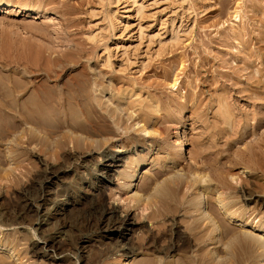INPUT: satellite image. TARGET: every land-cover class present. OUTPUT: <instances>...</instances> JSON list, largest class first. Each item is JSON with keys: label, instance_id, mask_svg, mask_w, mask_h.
<instances>
[{"label": "rangeland", "instance_id": "374dc122", "mask_svg": "<svg viewBox=\"0 0 264 264\" xmlns=\"http://www.w3.org/2000/svg\"><path fill=\"white\" fill-rule=\"evenodd\" d=\"M9 1L22 5L21 8L29 5L47 10L42 16H25L24 11H8L9 8L0 6V264H122V260L130 264H256L252 260L257 261L258 253H261L259 250L264 246L260 238L263 232L256 231L254 227L264 221V206L259 205L260 200L264 199V178L259 170L251 173L248 168L243 169L242 164L236 163L237 159L230 155L234 147L240 148L245 143L247 147L243 150L248 151L251 145L264 136V120L255 126L257 118L264 115V85H261V82L264 84V0H253L255 5L251 4L252 0ZM4 2L0 0V5ZM238 32L241 36L236 35ZM94 71L100 74L101 81L104 79L102 82L108 84L113 81L114 92L119 86L124 90L126 85L132 88L133 80L134 87L130 91L141 90V94L134 93L136 97L131 91L119 104L121 108L126 105L123 107L126 110L121 114V119L124 117L123 123L120 119L119 122L108 120L111 126L107 125L106 128L100 123L101 115L93 113L92 105L96 101L92 98L95 91L91 88H94L91 75ZM130 79L133 80L129 82ZM252 81L257 83L253 86ZM23 83H26L24 88ZM200 92L204 93L203 96ZM110 94L106 91L101 97L105 100ZM159 95L164 100L168 96L173 101L178 100L174 104H184V110L178 113V107L173 105L174 111L168 113H176L172 118L153 99ZM147 96L151 99L149 102L154 104L152 109L143 106L148 103ZM130 97L142 99L143 102L138 99L135 101L137 107L142 102L140 106L149 112L156 110L152 113L155 118L150 117L152 120L147 127V131L151 128L150 133L135 132L137 128H134L136 125L133 118L128 119V106L131 104L123 103H130ZM143 98L147 99L146 103ZM200 99H203L202 102ZM184 101L189 102L187 104ZM198 104L200 107L197 106V109L195 105ZM219 106H226L228 110L223 108L222 111ZM193 108L196 114L187 118ZM138 121L143 126V120ZM140 124L137 126L140 127ZM185 128L190 138L182 142ZM131 135L135 136L136 143L146 149L130 154L129 160L118 168L113 182L100 191L103 183L100 175L103 157L100 153L107 149L125 152L127 147L134 144L126 141L134 140ZM143 136L147 138L146 143L142 142ZM155 139L158 141L155 142ZM123 142L127 146L121 147ZM180 145L183 146V152L174 158ZM229 147H232L231 152ZM173 154V157L170 156ZM144 155H147V161L133 172L131 186L124 187L126 179L123 175L131 170L128 165L130 159L142 160ZM155 155L163 159L162 162L170 156L171 162L162 163L158 157L161 162L158 163ZM161 164L166 169H162ZM151 166V175H146L145 170ZM153 171H160V176L152 178L145 191L140 184L151 178ZM179 175L186 180L178 195L181 203L177 204L181 208L171 203L173 198L170 195L168 197V192L165 194L170 203L164 196L153 197L157 191L161 195L162 188L167 184L174 185L175 182H171L172 185L169 182L174 179L176 181ZM194 179L198 185L192 183ZM158 180L162 181L158 185L165 186L157 187L158 182L155 184V181ZM98 186L99 190H96ZM168 186L163 189L167 191ZM151 187H157L156 192ZM243 187L258 196L251 200L242 199ZM197 191L207 205L206 211L201 212H207L205 217L211 214L208 219L202 217L198 207L194 206L193 201L196 203L199 199L194 197L196 201L193 200ZM135 192L142 194L141 198L138 196L139 202L133 199ZM182 192L185 199L179 198L183 197ZM186 198L189 201L192 198L193 206L191 201L186 202ZM150 199L151 203L154 200V207ZM157 199L166 200L176 212L173 207V211H170L172 209L165 201L161 204L155 201ZM56 201L64 203L61 204L64 209L59 210L61 206L55 207L58 206ZM156 202L161 205L157 206ZM226 203L232 205L230 210L234 214L241 210L240 214L245 212L244 217L247 219L243 222L231 218L229 211L225 212ZM111 204L117 206L122 214L127 210L136 213L135 218L139 223L133 230H127L125 237H119L118 234H114V238L104 237L99 221L101 210ZM46 208L52 217L48 225L39 223L45 218ZM159 209L168 212H160ZM158 210L160 213L156 214ZM153 211L155 213L152 214ZM149 214H156L157 217L153 218ZM211 217L216 220L221 233L217 243L212 241L208 232L209 237H201L207 236L206 232L200 230L199 224L197 228L200 222L208 231ZM201 218L204 222L200 221ZM196 219L199 222L192 224V220ZM193 225H196V229ZM226 225L230 226V232L225 233ZM198 229L201 235H198ZM232 234L236 236L234 240L237 239V243L242 241L238 243L239 246L236 241L233 246L229 243H234L230 239L233 238ZM237 235L242 236L240 238ZM244 237L249 243L243 241ZM250 240L256 245L253 243L251 247ZM38 241L40 244L48 242L42 250L48 254L47 257L36 255L32 250V245ZM243 242L248 245L246 249L253 248L248 249L253 253L242 248L244 244L240 243ZM125 247L131 252L123 254ZM239 247L241 251L234 252ZM205 250L208 255L203 253ZM231 250L238 253L235 262ZM245 251L247 255L243 258L254 259L250 261L248 258L244 262L242 255ZM200 253L205 255L203 261ZM255 253L257 256L254 257Z\"/></svg>", "mask_w": 264, "mask_h": 264}, {"label": "bare ground", "instance_id": "6f19581e", "mask_svg": "<svg viewBox=\"0 0 264 264\" xmlns=\"http://www.w3.org/2000/svg\"><path fill=\"white\" fill-rule=\"evenodd\" d=\"M111 2H112V0H110ZM254 2H255V0H254ZM254 2H253V0H252V3L251 4H253V5H255L254 4ZM1 4V3H0ZM0 6H4V7H6L7 9H8V11H17V9H18V12H22V11H24V15L25 16H28V15H36L37 17L38 16H42L44 13H45V10H47L46 8H44V10H43V7H42V9L40 8V7H31V6H29V5H27V6H25L24 5V7H22L21 8V6L22 5H20V6H18L17 4H15V3H11V1H6L5 0V2L2 4V5H0ZM1 9V8H0ZM262 22V21H261ZM263 25V27H264V24H262ZM261 29H262V27H261ZM264 29V28H263ZM262 29V30H263ZM235 31V30H234ZM249 31V30H248ZM264 31V30H263ZM239 33V32H238ZM246 33V32H245ZM245 33H242V34H245ZM236 34V33H235ZM246 34H248V32L246 33ZM250 34V33H249ZM263 35H264V33H262ZM236 35H240V33L239 34H236ZM241 36V35H240ZM260 36H262V35H260ZM264 37V36H263ZM236 38V37H235ZM242 38H243V36H242ZM249 38H250V36H249ZM237 39H240V37H238ZM244 40V39H243ZM242 40V41H243ZM263 40H264V38H263ZM263 40L262 39H260V41H262L263 42ZM227 41V40H226ZM246 41V40H245ZM248 41V40H247ZM249 42H250V40H249ZM249 42H247V43H249ZM239 43H240V41H239ZM243 43V42H242ZM241 43V44H242ZM244 44V43H243ZM264 44V43H263ZM244 45H246V44H244ZM243 46V45H242ZM243 48H245V47H243ZM247 48V47H246ZM258 48H260V47H258ZM263 48V47H262ZM262 50V49H261ZM263 51V50H262ZM263 53V52H262ZM62 54H63V52H62ZM64 56V55H63ZM51 58V57H50ZM246 59V58H245ZM263 59H264V57H263ZM245 61V60H244ZM247 61V60H246ZM245 63V62H244ZM106 64H108V63H106ZM246 64V63H245ZM93 67V66H92ZM264 67V66H263ZM94 68V67H93ZM97 68V67H96ZM264 69V68H263ZM99 70V69H98ZM91 73V72H90ZM260 73H262V70H260ZM263 73H264V71H263ZM263 73H262V77L264 76L263 75ZM225 74V73H224ZM226 74H228V73H226ZM225 74V75H226ZM88 75V74H87ZM230 76H231V74H229ZM229 75H227V76H229ZM90 76V75H89ZM100 74H98L96 71H94V72H92V75H91V77L93 78V82L91 83L92 85H94V88L91 86V88L95 91V93H93V94H95L94 95V97H92L94 100L93 101H96V103H94L93 105H92V110H93V113H96V114H99V115H101V122L100 123H102V124H104L105 126H106V128H108L107 127V125H109V126H111L108 122L110 121V120H114V121H120L121 120V122L123 123L124 121H123V118L124 117H122V119H121V114H123L124 112H123V110L125 111L126 109L124 108L123 109V107H125V106H123L122 105V108H121V106L119 105V104H122L121 103V101L122 100H125V99H123L126 95H128L131 91L133 92V94L134 93H139V92H141V90H139V92H135L136 90H131L130 91V88L128 87V86H130V85H126L127 83V81H128V79H126L125 81V85L126 86H124V88H125V90L123 89V88H120V86L119 85H117V86H119V87H117V88H119L118 90L117 89H115L116 91L114 92V86H113V81H112V83L110 82H108V84H107V82H105L107 85H105L104 84V82H102L104 79H102V81L100 80ZM253 76V75H252ZM108 77V76H107ZM113 77V76H112ZM256 77V78H255ZM254 78L255 79H257V76H255ZM259 77V76H258ZM261 77V76H260ZM261 77V78H262ZM101 78H102V75H101ZM111 78V77H110ZM250 78H252L251 76H250ZM112 79V78H111ZM254 79V80H255ZM113 80V79H112ZM114 80H116V78L114 79ZM121 80V79H120ZM133 80V79H132ZM131 79L129 80V82L130 81H132ZM259 80V79H258ZM261 80V79H260ZM80 81V80H79ZM78 81V82H79ZM91 81V80H90ZM107 81H108V79H107ZM110 81V80H109ZM118 81H119V78H118ZM217 81H219V80H217ZM264 81V80H263ZM12 82H14V81H12ZM19 82V81H18ZM27 82V81H26ZM77 82V83H78ZM115 82V81H114ZM122 82H123V80H122ZM128 82V83H129ZM134 82V80L132 81V83ZM253 82V81H252ZM251 82V83H252ZM21 83H22V81H21ZM40 83V82H39ZM131 83V85L134 87V85ZM254 83H257V81L256 82H253L252 83V85L254 84ZM258 83H260L259 81H258ZM16 84V83H15ZM14 84V85H15ZM24 84V83H23ZM26 84V83H25ZM25 84H24V86H23V88L24 87H26L25 86ZM36 84L37 83H35L34 85L36 86ZM41 84V83H40ZM85 84V83H84ZM110 84H112V88H110L109 89V85ZM119 84V83H118ZM130 84V83H129ZM18 86H21L19 83L17 84ZM33 85V86H34ZM115 85H116V82H115ZM121 86H122V84H120ZM249 85V84H248ZM260 85V84H259ZM261 85H264L262 82H261ZM16 86V85H15ZM29 86V85H28ZM38 86V85H37ZM36 86V87H37ZM250 86V85H249ZM248 86V87H249ZM254 86V85H253ZM256 86V85H255ZM30 87V86H29ZM28 87V88H29ZM128 87V88H127ZM132 87V88H133ZM247 87V86H246ZM247 87V88H248ZM257 87H258V85H257ZM12 88V87H11ZM23 88H20V89H23ZM31 88V87H30ZM131 88V89H132ZM260 88V87H259ZM14 89V88H13ZM127 89V90H126ZM135 89V88H134ZM138 89H139V87H138ZM203 89V88H202ZM243 89V88H242ZM244 89H246V88H244ZM249 89V88H248ZM111 90V91H110ZM225 90V89H224ZM247 90V89H246ZM250 90H252L253 91V89H251L250 88ZM255 90V89H254ZM15 91V90H14ZM18 91V90H17ZM90 91H92V90H90ZM110 92L111 94L107 97V98H105V100H103V98L101 97V94H103L104 92ZM189 91H191V90H189ZM189 91H188V93H189ZM202 91V90H201ZM13 92V91H12ZM19 92V91H18ZM18 92H16V93H18ZM21 92V91H20ZM131 92V93H132ZM223 92V91H222ZM249 91H247V93H248ZM257 92V94H259V91H256ZM262 93H263V91H261ZM14 93V92H13ZM90 93V92H89ZM101 93V94H100ZM198 93V92H197ZM197 93H193L194 95H196ZM226 93L227 92H225V95H226ZM18 94H20V93H18ZM36 94V93H35ZM91 94V93H90ZM132 94V96H134ZM139 94H141V93H139ZM147 94H148V92H147ZM199 94H204V93H199ZM248 94H251V92L250 93H248ZM8 95V94H7ZM21 95V94H20ZM41 95V94H40ZM150 95V94H149ZM187 95V94H186ZM222 95V94H221ZM220 95V96H221ZM224 95V96H225ZM34 96H36V95H34ZM42 96V95H41ZM43 96H45V95H43ZM129 96V95H128ZM140 95H138V97H139ZM192 96V95H191ZM190 96V97H191ZM197 96H198V94H197ZM203 96V95H202ZM200 97V98H203V97ZM227 96V95H226ZM261 96V95H260ZM262 96H264L263 94H262ZM16 97V96H15ZM49 97V96H48ZM135 97H136V95H135ZM138 97L137 98H135V99H132L131 97V101H130V103H128V102H123L124 104H131L130 106H128L130 109H129V111H130V116L128 117V119H130V118H133V120L132 121H134V124L136 125L135 127L133 126L134 124H133V122L131 123V124H133V125H129L130 127H134V128H137L136 130H135V132H140V131H144L145 133L146 132H148L149 131V133H150V130H151V128H150V130H148L147 131V127H148V125L150 124V120H152L150 117L152 116V113L154 114V110H150V112H149V110H147V109H144L143 107H141L140 105L141 104H143L142 102V99L140 100V99H138ZM156 96H154V98L153 99H156L157 100V102H158V107H162V109H164V111H168L167 112V114L168 113H170L169 111H174V106L173 105H175V106H177L178 107V110H177V107H176V110H177V112L179 113V112H182L183 110H184V107H183V105H182V101L181 100H179V102H181V105L182 106H180L178 103H176V104H174L175 102H177V101H173L172 99H171V97L170 96H168L169 98L168 99H162L161 98V96L159 95V97L157 96V98H155ZM187 97V96H186ZM185 97V98H186ZM195 97V96H194ZM218 97V96H217ZM222 97V96H221ZM34 98H36V97H34ZM47 98V97H46ZM101 98H102V100H101ZM147 98H148V96H147ZM165 98H167V97H165ZM204 98H205V96H204ZM203 98V99H204ZM224 98V97H223ZM262 98H264V97H262ZM31 99V98H30ZM39 99V98H38ZM43 99V98H42ZM137 99H138V101H142V102H139V103H141L138 107H137V102H135V101H137ZM174 100L176 99V98H173ZM188 99V98H187ZM186 99V100H187ZM203 99H200L201 100V102H202V100ZM206 99H208V98H206ZM218 99H219V97H218ZM226 99V98H225ZM15 100H16V98H15ZM116 100V101H115ZM127 100V99H126ZM143 100H145L144 102L146 103L147 101H148V103H146V104H143V106L145 105V108L147 107L148 109H152L153 107H152V105L154 106V104H152V102L150 103L149 101L151 100H149V98H148V100L147 99H144L143 98ZM147 100V101H146ZM197 100H198V97H197ZM211 100V99H210ZM223 100V99H222ZM91 101H92V99H91ZM92 101V102H93ZM154 101V100H153ZM189 101H192L191 99H189ZM189 101H187V102H189ZM212 101V100H211ZM225 101V100H224ZM116 102V103H115ZM156 102V101H155ZM184 102H186V101H184ZM183 102V103H184ZM186 102V103H187ZM194 102V101H193ZM201 102H200V104H201ZM205 102H206V100H205ZM227 102V101H226ZM192 103V102H191ZM197 103H199V102H196V104ZM220 103V102H219ZM137 104V105H136ZM188 104V103H187ZM200 104H198V105H195L196 107L197 106H199L200 107ZM204 104V103H203ZM201 105L202 107L204 106V105H206V104H204V105ZM156 105V106H157ZM194 105V104H193ZM193 105H192V107H193ZM219 105V104H218ZM222 105H224L223 103H222ZM221 105V106H222ZM186 106H188L189 107V105H186ZM210 106H211V104H210ZM227 106H229V105H227ZM91 107V106H90ZM152 107V108H151ZM190 107H191V105H190ZM201 107V108H202ZM205 107V106H204ZM203 107V108H204ZM220 107V106H219ZM226 107V106H225ZM225 107H223L224 109H225ZM185 108H187V107H185ZM206 108V107H205ZM221 108V107H220ZM223 108H221L222 109V111L224 110ZM231 108V107H230ZM156 109H159V108H156ZM162 109H160V110H162ZM197 109H198V107H197ZM200 109V108H199ZM210 109V108H209ZM195 108H193V110H191V114L189 115V117H187V118H190V116L192 115L193 116V114H196V112H195ZM206 110V109H205ZM225 110H228V107H227V109H225ZM232 110V109H231ZM129 111H127L128 113H129ZM152 111V112H151ZM156 111V110H155ZM198 112H199V110H197ZM229 111H230V109H229ZM103 112V113H102ZM123 112V113H122ZM197 112V113H198ZM201 112H202V109H201ZM205 113H206V111H204ZM225 112V111H224ZM92 113V114H93ZM165 113V112H164ZM200 113V112H199ZM218 113V112H217ZM221 114H222V112H220ZM232 113V112H231ZM103 114V115H102ZM126 114V113H125ZM174 114H176L175 112H173V114L171 115H169V116H171L172 118H173V115ZM202 114H203V112H202ZM214 114V113H213ZM216 114V113H215ZM233 114V113H232ZM232 114H231V116H232ZM99 115H98V117H99ZM200 114H198L197 115V117L199 116ZM204 116L206 115V114H203ZM96 116V115H95ZM168 116V117H169ZM175 116H178V114L177 115H175ZM202 116V115H201ZM221 116V115H220ZM225 116H226V114H225ZM94 116H92L91 118H93ZM153 117V116H152ZM163 117H164V115H163ZM196 117V116H195ZM218 117H219V114H218ZM218 117H214V118H218ZM222 117V116H221ZM220 117V118H221ZM227 117H228V114H227ZM97 118V117H96ZM138 118V119H137ZM143 120V126H141L142 125V123L140 124V122L141 121H138V120ZM153 118H155V116L153 117ZM160 118H162L161 116H160ZM175 118V117H174ZM223 118V117H222ZM232 118V117H231ZM230 118V119H231ZM94 119H95V117H94ZM98 119V118H97ZM120 119V120H119ZM176 119V118H175ZM181 119V118H180ZM192 119H194V118H192ZM191 119V120H192ZM196 119V118H195ZM199 119H201V118H199ZM206 119V118H205ZM225 119V118H224ZM227 119H229V117L227 118ZM109 120V121H108ZM112 120V121H113ZM154 120V119H153ZM166 120V119H165ZM170 120V119H169ZM203 120V119H202ZM220 120V119H219ZM264 120V115H262V116H259L258 118H257V124L255 125V126H257L261 121H263ZM95 121V120H94ZM108 121V122H107ZM112 121H110V122H112ZM164 121V120H163ZM182 121V120H181ZM180 121V122H181ZM193 121H195V120H193ZM199 121H201V120H199ZM207 121H208V119H207ZM215 121V120H214ZM218 121V120H217ZM118 122H116V123H118ZM151 122H154V121H151ZM160 122V121H159ZM168 122H170V121H168ZM172 122V121H171ZM174 122V121H173ZM178 122H179V119H178ZM196 122H197V120H196ZM203 122V121H202ZM222 122H223V119H222ZM221 122V123H222ZM228 122H229V120H228ZM239 122V121H238ZM241 122V121H240ZM92 123V122H91ZM96 123H98V122H96ZM115 123V122H114ZM121 123V124H122ZM161 123V122H160ZM177 123V122H176ZM216 123V122H215ZM225 123V122H224ZM93 124V123H92ZM102 124H100L102 127H104ZM140 124V127H138L137 125H139ZM158 124V123H157ZM179 124V123H178ZM205 124H207V122L205 123ZM212 124H213V122H212ZM96 125V124H95ZM99 125V124H98ZM176 125V124H175ZM185 125V124H184ZM192 125V124H191ZM216 125V124H215ZM97 126V125H96ZM128 126V125H127ZM150 126H152V125H150ZM154 126V125H153ZM206 126V125H205ZM205 126H204V129H205ZM94 127V126H93ZM97 127H100V126H97ZM177 127H179V125L177 126ZM211 127H212V125H211ZM95 128V127H94ZM101 128V127H100ZM105 128V127H104ZM129 128V127H128ZM133 128V129H134ZM153 129V128H152ZM209 130H210V128H208ZM225 129V128H224ZM103 130H106V129H103ZM152 131V130H151ZM237 131V130H236ZM153 132H154V130H153ZM148 133V134H149ZM209 134H210V132H208ZM131 134V133H130ZM147 134V133H146ZM153 134V133H152ZM189 133H188V131H187V129L185 128L184 129V131H183V136H184V138L182 137V142L183 141H188V137H189V135H188ZM244 134V131L241 133V135H243ZM135 135V134H134ZM134 135H131L130 137H131V139H133L134 138V140H130V139H126V141L127 140H129V142L131 141V142H133L134 144L132 145V146H129V147H127L126 148V150H125V152H123V150H114V151H109L108 149L107 150H104V151H102L100 154L102 155V161H101V172H100V175L102 176V178H103V183H101V185H100V191H103V188H105L106 187V185L107 184H109V183H112L113 182V179H114V177H115V173L118 171V168L119 167H121V166H123L124 164H125V162L127 161V160H129V155L130 154H132V153H137V152H142V151H144L145 149H146V147L145 146H143V145H140L139 143H136L135 141V136ZM208 135V134H207ZM236 135H237V132H236ZM210 136V135H209ZM128 137V136H127ZM152 137V136H151ZM138 138V137H137ZM141 138H143L144 139V136L143 137H141ZM158 138V137H157ZM160 138V137H159ZM190 138V137H189ZM233 138V137H232ZM145 139H147V138H145ZM145 139L144 140H142V142L143 141H145ZM149 139V138H148ZM153 139V138H152ZM164 139V138H163ZM140 140V139H139ZM190 140V139H189ZM238 141L240 140V139H237ZM125 141V142H126ZM149 141V140H148ZM147 141V142H148ZM151 141V140H150ZM156 141H158V140H156L155 139V142ZM160 141H162V139L160 140ZM125 142H123V144L122 145H120L121 147H125V146H127L126 144L127 143H129V142H126V144H125ZM137 142H139V141H137ZM154 141H152V143H153ZM154 142V143H155ZM181 142V141H180ZM181 142V144H183ZM235 142V141H234ZM144 143H146V141L144 142ZM153 143V144H154ZM161 143V142H160ZM164 142H162V144H163ZM244 143V142H243ZM145 145V144H144ZM157 145H160V144H157ZM164 145V144H163ZM166 145V144H165ZM242 145V144H241ZM167 146V145H166ZM245 146L247 147V144L245 143L244 144V146H242V147H240V148H238L239 146H237V149L235 150L234 148H233V153H232V155H230V157L231 156H233V157H231V158H236L237 159V161L235 160V159H233V160H235L236 161V163H238V164H242V168L243 169H245V168H248V172H251V173H253L254 171H256V170H259V173H261V175H262V177L264 178V136L262 135V137L255 143V144H253V145H251V147L250 148H248L249 150L247 151V150H243V149H245ZM164 147V146H163ZM162 148V147H161ZM161 148H159V149H161ZM166 149V148H165ZM168 149H170V147L168 148ZM175 149V148H174ZM229 149H230V147H229ZM231 149H232V147H231ZM231 149L229 150V152H231ZM162 151H163V149H161ZM171 150V149H170ZM169 151V150H168ZM158 152V151H157ZM164 152V151H163ZM165 152H167V151H165ZM183 152V146L182 145H180L179 147H177V149H176V153H175V156H174V154L173 155H170V156H174V158H177L176 156H180L181 155V153ZM172 153V152H171ZM157 154V153H156ZM160 154V153H159ZM170 154V153H169ZM229 154V153H228ZM231 154V153H230ZM163 155V154H162ZM161 155V156H162ZM139 156H141V157H143V155H139ZM145 156V158H142V160L141 159H139V158H136V160H135V158H134V160L135 161H133V160H131L130 159V162H129V167L131 168V170L130 169H128V170H130L129 172L128 171H126V172H128V173H123L124 175V179H126V182H124V184H123V186L124 187H129V186H131V184H132V182L130 181V178H131V176H132V174H133V172L135 171L136 172V170H137V166H140V165H143V164H145V162L147 161V159H146V156L147 155H144ZM168 156V155H167ZM170 156H168L169 158H170ZM138 157V156H137ZM157 157V158H156ZM159 156H156L155 155V160H156V162L157 161H159V158H158ZM229 157V155H228V158H230ZM246 157V158H245ZM148 158V157H147ZM165 158V157H164ZM169 158H167V159H164V163H166V164H168V162L170 161L169 160ZM230 158V159H231ZM154 159V158H153ZM225 159H227V158H225ZM229 159V160H230ZM154 160V161H155ZM162 160L163 159H161L160 158V161L162 162ZM173 160V159H172ZM175 160V159H174ZM228 160V161H229ZM153 161V160H152ZM153 161V162H154ZM158 162V163H161V162ZM227 161V160H226ZM149 162V161H148ZM156 162H154V163H156ZM162 162V163H163ZM171 162V161H170ZM174 162V161H173ZM150 163V162H149ZM153 163V164H154ZM157 164V163H156ZM162 165V164H161ZM255 165V166H254ZM159 166H160V164H159ZM238 166H240V165H238ZM143 167V166H142ZM167 167V166H166ZM164 168V166L162 165V169ZM169 168V167H168ZM152 169V166L149 168V169H147V170H145V173H146V175H148L149 173H151V170ZM164 169H166V168H164ZM157 171V170H156ZM154 172V171H153ZM162 172V171H161ZM159 173H160V171H159ZM159 173H157V172H154L153 174H152V176H151V178H148V179H150V180H143V182L140 184L141 186V188H143V189H146V188H148V186H149V182H151V179L152 178H159L158 176H160V175H158ZM151 174H149V176H150ZM182 175H179L176 179V181H175V179H174V181H170L169 182V184L172 182H175V186L174 185H172V183H171V185L172 186H168V184L165 186V185H163L162 184V186L161 185H158L159 183L161 184L162 183V181L161 182H159V180L158 181H155V184H156V182H158L157 183V187H159V186H161V187H163V186H165V187H169V188H167L166 190L167 191H165L163 188H165V187H163L162 188V190H163V192H162V194L160 195V191H157L158 193H156L155 195H153V197L154 196H156L157 198H159L160 196L162 197V196H164L163 198H165L167 195V193L166 192H168V197L170 198V196L173 198H171L172 199V201L174 200V201H177L178 200V202H172L171 201V203L173 204V203H176V205L178 206L181 202H179V199H178V195H179V191L180 190H183V185H184V181H186L185 180V178H182L181 177ZM179 177H181L180 179H178ZM184 177V176H183ZM237 178H239V175L237 176ZM182 179H184V180H182ZM253 180V179H252ZM165 181V180H164ZM163 181V183H167V182H164ZM221 182H222V180H220ZM224 181H225V179H224ZM223 181V182H224ZM243 181V180H242ZM255 181V180H254ZM253 181V182H254ZM106 184H105V183ZM195 182H198V181H196L195 179H194V182H192V183H195ZM200 182V181H199ZM220 182V183H221ZM226 182V181H225ZM257 182V181H256ZM154 183V182H153ZM192 183H191V185H192ZM227 183V182H226ZM255 183V182H254ZM152 184V183H151ZM150 184V185H151ZM195 184H199V183H195ZM194 184V185H195ZM223 184V183H222ZM200 185H201V183H200ZM199 185V186H200ZM189 186H190V184H189ZM224 186V185H223ZM137 187H138V185H137ZM153 187V186H152ZM151 187V188H152ZM157 187H154V188H152V189H155V188H157ZM180 187L182 188V189H180ZM226 187V186H225ZM229 187V186H228ZM231 187V186H230ZM207 188H208V185H207ZM244 188H247V187H243L242 189H241V196H242V199H244V200H251V199H254L256 196H258V194H256L255 192H252L251 190L249 191V189L247 190V189H244ZM150 189V188H149ZM204 189H206V188H204ZM214 189V188H213ZM96 190H99V186H98V188H96ZM161 190V191H162ZM196 190H198V189H196ZM240 190V189H239ZM145 191H147V189L145 190ZM149 191V190H148ZM200 191V190H199ZM199 191H197L196 192V194L198 193H200ZM155 192H156V189H155ZM152 193H154V191L153 192H151V194ZM166 193V194H165ZM149 194V193H148ZM181 194V193H180ZM198 194H197V196L196 195H191V196H193V200H195L194 199V197L196 198V200L198 199V197H199V199L196 201V203L193 201V203L195 204L194 206H196V207H198V209L200 210V212L201 211H206V207H207V205H206V202L205 201H203V199H202V197H200V196H198ZM141 195L142 194H139L138 192H135L134 193V197L135 198H133V199H135V200H137L138 202H139V200H140V198H141ZM170 195V196H169ZM182 195H183V197L181 196V197H179V198H184V195L185 194H183V192H182ZM140 198H139V197ZM137 197V198H136ZM150 197H151V195H150ZM168 197H166L165 199H169ZM185 197H187V196H185ZM149 198V197H148ZM152 199V198H151ZM151 199H150V204L153 206V203H154V200L152 201V203H151ZM155 199V198H154ZM185 199V198H184ZM187 200H188V198H186ZM223 199H224V197H223ZM186 200V202H190L191 201V205L193 206V204H192V198L190 199V201L188 200L187 201ZM155 201H159V202H161V204H162V201H165V203H166V200H164V199H157V200H155ZM183 201V200H182ZM148 201H147V203H149ZM167 202H169V200L167 201ZM184 202V201H183ZM182 202V203H183ZM226 202H230V201H226ZM58 206H55V207H59V206H61V204H64V203H59V202H55ZM164 203V202H163ZM164 203V204H165ZM170 203V202H169ZM177 203H179V204H177ZM185 203V202H184ZM183 203V204H184ZM228 203H226L225 204V206L226 207H224V209H225V212H228L230 215H231V218H233L234 220H241V221H245V219H247V218H245L244 216L246 215H244V213H241V214H243V215H241L240 214V212H242V210L240 211V212H238V213H235L234 214V211H232V210H230L231 209V207H232V205L231 204H228ZM156 204H157V202H156ZM155 204V205H156ZM159 205H161L160 203H158ZM158 204H157V206H158ZM167 204V206H169L170 204H168V203H166ZM189 204V203H188ZM187 204V205H188ZM173 205H175V204H173ZM186 205V206H187ZM259 205H262V206H264V199H261L260 200V202H259ZM44 205H42V207H43ZM64 206V205H63ZM63 206H61V208H59V210H62V209H64V207ZM104 206V205H103ZM180 206V205H179ZM189 206H190V204H189ZM54 207V208H55ZM154 207V206H153ZM153 207H151V208H153ZM164 207V206H163ZM171 207H173V206H171L170 205V209H172ZM195 207V208H196ZM159 208H162V207H159ZM166 208H168V207H166ZM174 208V207H173ZM180 208H181V206H180ZM187 208V207H186ZM243 208H245V207H243ZM65 209L67 210L68 209V207H66L65 206ZM158 209V208H157ZM164 209H165V207H164ZM169 209V208H168ZM169 209V210H170ZM177 209H178V207H177ZM198 209H196V210H198ZM154 210V209H153ZM160 210V212L162 211L161 209H159ZM159 210L157 211V213L156 214H158V213H160L159 212ZM176 209L174 208V212H176L175 211ZM245 210H246V208H245ZM37 211V210H36ZM40 210H38L37 212H39ZM155 211H156V209H155ZM166 211V210H165ZM164 210L162 211V212H165ZM170 211H173V209L172 210H170ZM178 211H179V209H178ZM101 212H102V214H101V220H99V221H101V223L100 224H102L101 225V227H102V229H103V232H104V237H106V238H114L113 236H114V234H118V236L119 237H125V235H126V232H127V230H133V227L134 226H136L139 222L136 220V218H135V215H136V213H134L133 214V212L131 211V210H127V211H124V214H122V213H120V211H119V208L117 207V206H115L114 204H111V205H106V206H104L103 208H102V210H101ZM166 212H168V211H166ZM198 212V211H197ZM247 212V211H246ZM153 213H155L154 211L152 212V214ZM205 213H207V212H204V214H203V212H201L200 214H202V217H205L206 216V214ZM152 214H149V216L151 215V217H153V218H155L154 216H156V214H154L153 216H152ZM162 214H164V213H162ZM162 214H160V215H162ZM198 214L199 213H197V216H198ZM45 218H44V220L42 221V222H39L40 224H46L47 223V225H48V223H50V219L52 218L51 217V212L50 211H48L47 210V208L45 209ZM211 215V214H210ZM210 215L209 214H207V217H209L210 218ZM241 215V216H240ZM159 216V215H158ZM157 217V216H156ZM200 217H201V215H200ZM207 217H205L206 219H208ZM243 217H244V219H243ZM193 218H196V216L195 217H193ZM198 218H199V216H198ZM197 218V219H198ZM212 218V222L209 220V222H211V227H210V229H208V231L206 230L205 231V227L202 225L203 223H201L200 224V222L196 219V221L194 220H192V224H194L193 222H196L197 223V221L199 222V223H197V228H199V226H200V230L201 229H203L204 230V232H206V235L208 234V233H210V234H208V235H210V237H212L213 238V240L212 241H215V243H217L219 240H220V231H219V227H218V224H217V222H216V220L213 218V217H211ZM100 219V218H99ZM152 219V218H151ZM202 219V218H201ZM200 221H202V222H204L203 221V219L202 220H200ZM248 223V222H247ZM145 224V223H144ZM174 224V223H173ZM191 224V225H192ZM198 224H199V226H198ZM246 224V223H245ZM140 225V224H139ZM201 225H202V228H201ZM143 226V225H142ZM175 226V225H174ZM196 226V225H195ZM195 226L193 225V228H195ZM226 227H227V230H226V232L225 233H227V231L228 232H230V230H231V228H230V226H227L226 225ZM255 228H256V231H260V232H263V234H262V236H260V238L262 239L261 240V244L262 243H264V221L262 222H260V224H258V225H255L254 226ZM174 228V227H173ZM192 228V227H191ZM207 228H209V227H207ZM177 229V228H176ZM196 229V228H195ZM199 230V229H198ZM199 230V232L197 231V233H198V235H201V234H199L201 231H203V230H201L200 231ZM195 231V234H194V236L196 235V230H194ZM193 231V232H194ZM236 231V230H235ZM235 231H231V232H235ZM208 232V233H207ZM244 232H247V231H244ZM229 234V233H228ZM204 236V235H201V237L203 236V238H205V237H209V236ZM231 235V234H230ZM240 236H242V235H237V237H240ZM201 237H200V240H201ZM230 237V236H229ZM231 237H233V234H232V236ZM181 238V237H180ZM198 240H199V238L198 237H196ZM236 238V236L235 237H233V238H230L231 239V241H234V243H231V242H229L232 246H233V244L235 245V241L237 240H234ZM241 238V237H240ZM240 238H238V239H240ZM186 239V238H185ZM196 239V240H197ZM242 239H244L243 241L245 242H248L247 240H245L246 238L244 237V238H242ZM187 240V239H186ZM204 240V239H203ZM249 240V239H248ZM84 241H88V240H84ZM183 241V240H182ZM185 241V240H184ZM238 241V240H237ZM237 241H236V244H238L241 240H239V242L237 243ZM201 242H202V240H201ZM242 242V241H241ZM244 242L243 243H240V245H243L244 244ZM48 244V242H46V241H44V243L43 244H40V242L38 241V242H36V243H34L33 245H32V250L34 251V253L37 255V254H39V255H42L43 257H47L48 256V254L47 253H45V252H43L42 250L44 249V246H45V244ZM212 243V242H211ZM249 243V242H248ZM248 243H246V244H248ZM250 243H252V241L250 240ZM253 243H254V241H253ZM253 243L251 244V247H252V245H253ZM255 244V243H254ZM256 245V244H255ZM172 246V245H171ZM171 246H169V247H171ZM214 246V245H213ZM238 246H239V244H238ZM244 246V247H243ZM242 246V248H245V244ZM262 246V245H261ZM215 247H217V245L215 246ZM235 247H237V246H235ZM246 247H248V245L246 246ZM251 247H249V248H251ZM259 247H260V245H259ZM172 248V247H171ZM230 248V247H229ZM227 249L228 251H230V249ZM248 248V249H249ZM169 249V248H168ZM201 249V248H200ZM213 249H214V247H213ZM216 249V248H215ZM232 249V248H231ZM248 249H246L245 248V250L246 251H248L249 252V250ZM251 249H253V248H251ZM250 249V250H251ZM125 250H128V251H125ZM125 250L122 252L123 254L125 253V254H128V252H131V251H129V248L128 247H125ZM210 250H212V249H210ZM216 251H217V249H216ZM232 251V253H234V252H240L241 250H240V247H239V250H235L234 252H233V250H231ZM246 251L243 253L244 255H242V258H243V256H245V255H247V253H246ZM252 251V250H251ZM250 251V252H251ZM259 251H261V253L259 252L258 254H260L259 256H258V258H256L257 259V261H255V260H252V261H254V262H257L256 264H261V263H264V246H262V250H261V248H260V250ZM208 252V251H207ZM206 252V250L205 251H203V253H207ZM218 252V251H217ZM243 252V251H242ZM249 252V253H250ZM209 253H210V251H209ZM212 253V252H211ZM214 253V252H213ZM231 253V254H232ZM246 253V254H245ZM252 253H253V251H252ZM199 255V254H198ZM197 255V256H198ZM200 255L202 256H199V257H201L200 259H202L203 257H205V255L203 256L201 253H200ZM206 255H208V254H206ZM210 255V254H209ZM211 255H213V254H211ZM229 255H230V252H229ZM232 255H234V257L235 258H233V261H234V259L236 260V259H238V258H236L237 256H235V255H238V253L237 254H232ZM240 257H241V255H239ZM249 256V255H248ZM250 256H251V254H250ZM255 256H257V254L255 253V255H254V257ZM247 257V256H246ZM196 258H198V257H196ZM195 258V259H196ZM232 258V257H231ZM248 258H250V257H248ZM248 258H246V259H248ZM253 258V257H252ZM252 258H250V261H251V259ZM199 259V260H200ZM241 259V258H240ZM243 259H245V257L243 258ZM246 259L244 260V262L246 261ZM254 259V258H253ZM202 261H203V259H202ZM243 260H241V263H244V262H242ZM235 262V261H234ZM237 263H238V261H236ZM121 263L122 264H130L129 262H127L126 260H122L121 261ZM141 263V262H140ZM81 264V263H80ZM133 264H134V262H133ZM135 264H139V263H135ZM141 264H145V263H141ZM239 264V263H238Z\"/></svg>", "mask_w": 264, "mask_h": 264}]
</instances>
